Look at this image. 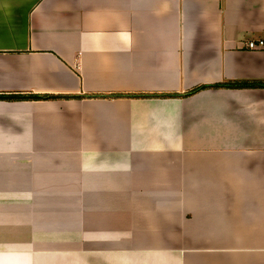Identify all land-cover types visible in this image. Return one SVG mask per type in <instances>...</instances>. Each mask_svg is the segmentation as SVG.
I'll list each match as a JSON object with an SVG mask.
<instances>
[{"label":"crops","instance_id":"0c3cea01","mask_svg":"<svg viewBox=\"0 0 264 264\" xmlns=\"http://www.w3.org/2000/svg\"><path fill=\"white\" fill-rule=\"evenodd\" d=\"M264 0H0V264H264ZM207 86L196 92L194 89Z\"/></svg>","mask_w":264,"mask_h":264},{"label":"trees","instance_id":"16d2710c","mask_svg":"<svg viewBox=\"0 0 264 264\" xmlns=\"http://www.w3.org/2000/svg\"><path fill=\"white\" fill-rule=\"evenodd\" d=\"M214 87H234V88H249V87H264V81H230L225 83H220L217 85H213ZM207 86H201L194 89L192 92H196L202 88H206ZM55 96L50 95H37V94H0V99L6 100H32V99H44V98H54Z\"/></svg>","mask_w":264,"mask_h":264},{"label":"built area","instance_id":"2783aa9c","mask_svg":"<svg viewBox=\"0 0 264 264\" xmlns=\"http://www.w3.org/2000/svg\"><path fill=\"white\" fill-rule=\"evenodd\" d=\"M246 47L250 49L264 48V37L249 40L246 44Z\"/></svg>","mask_w":264,"mask_h":264}]
</instances>
